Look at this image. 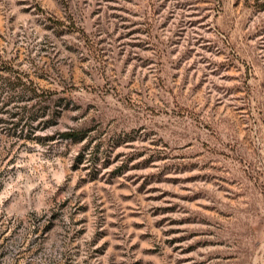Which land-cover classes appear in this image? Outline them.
Instances as JSON below:
<instances>
[{"label": "rangeland", "instance_id": "rangeland-1", "mask_svg": "<svg viewBox=\"0 0 264 264\" xmlns=\"http://www.w3.org/2000/svg\"><path fill=\"white\" fill-rule=\"evenodd\" d=\"M0 264H264V0H0Z\"/></svg>", "mask_w": 264, "mask_h": 264}]
</instances>
